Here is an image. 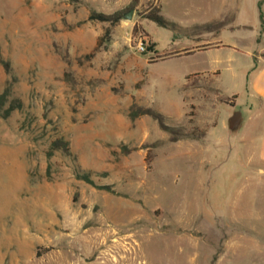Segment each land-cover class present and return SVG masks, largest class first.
<instances>
[{
    "label": "rangeland",
    "instance_id": "obj_1",
    "mask_svg": "<svg viewBox=\"0 0 264 264\" xmlns=\"http://www.w3.org/2000/svg\"><path fill=\"white\" fill-rule=\"evenodd\" d=\"M117 1L0 0V93L11 86L9 101L21 103L7 118L0 114V264H184L187 256L176 252L191 238L206 242L213 231L221 243L239 229L210 228L194 215L199 201L200 215L210 216V170L230 166L223 158L210 166V137L206 151L193 143L209 129L198 124L200 96L182 87L177 56L161 62L179 35L143 18L144 8L115 26L88 19L91 11L120 10ZM245 19L257 21L252 0ZM108 27L109 42L98 45ZM144 28L154 50L140 54L134 42L149 40ZM195 60L206 65L199 55L181 59ZM166 69L177 79L160 76ZM132 106L152 107L168 125L205 136L172 142L151 116L132 120ZM60 137L73 157L55 151L48 159ZM195 172L204 186L192 180Z\"/></svg>",
    "mask_w": 264,
    "mask_h": 264
},
{
    "label": "crops",
    "instance_id": "obj_2",
    "mask_svg": "<svg viewBox=\"0 0 264 264\" xmlns=\"http://www.w3.org/2000/svg\"><path fill=\"white\" fill-rule=\"evenodd\" d=\"M152 1L160 5L166 19L187 31L177 36L174 51L160 56H166L161 62L174 59V55L180 59L176 65L180 77L171 69L160 76L170 81L186 79L182 87L200 96L198 124L209 129L204 141L193 143L206 151L210 137V154L216 158L210 166H215L217 158L230 166L222 173L220 166L218 172L216 167L210 170H214L210 176V190H214L208 203L210 216L200 215L199 201L194 215L210 228L218 223L239 228L221 243L220 233L213 231L206 242L191 238L192 243L180 247L176 255L187 256L184 264H212L222 245L215 264H264V34L258 37L256 32L264 26V0H252L257 13L254 26L245 19L248 0H118L117 4L120 10L134 4L136 12ZM139 23L143 25V20ZM197 55L205 58L206 65L196 60L182 65V58ZM200 105H206L205 109ZM236 112L242 121L232 133L229 120ZM191 178L200 187L207 182L201 173L195 172ZM222 182V189L216 187Z\"/></svg>",
    "mask_w": 264,
    "mask_h": 264
},
{
    "label": "trees",
    "instance_id": "obj_3",
    "mask_svg": "<svg viewBox=\"0 0 264 264\" xmlns=\"http://www.w3.org/2000/svg\"><path fill=\"white\" fill-rule=\"evenodd\" d=\"M261 6V2H260ZM134 4L130 5L129 7L118 10L112 14H105L97 11H91L89 14L88 19L90 21H100V22H109L110 25H117L123 18L124 14L129 12L130 10H133ZM262 17V15H260ZM143 18L148 19L149 21H152L156 23L158 26L166 28L172 32H174L177 35H186L187 31L184 30L182 27H180L175 22H172L168 19H166L163 14L161 13V7L158 4H155L154 1L148 3L147 7L143 11ZM211 27V24H210ZM140 26H134V33L139 32ZM142 32L146 33V36H148V33L141 29ZM111 34L110 27H108L104 33V35L100 38L99 44L102 45L104 43L109 42V36ZM154 50V44L151 40H149V47L147 51ZM147 51L143 54H146ZM157 56L150 57L151 59L156 58ZM166 56H163L162 59H164ZM2 64L4 65L6 72L9 73V66L8 62H4L1 60ZM12 95V87H6L2 93H0V114L3 118H7L12 111L15 109H18L21 107V103L17 98H12V100L9 101V97ZM9 101V106L5 110H3L4 105ZM143 115H148L154 118L156 121H158L160 127L162 130L166 131L169 134L170 140L172 142L178 141L183 138H193V139H202L205 136L204 131L199 130L197 128H193L191 130L183 129L182 127H174L170 126L166 123V117L163 113L158 112L152 107H137L132 106L130 110V118L134 120L135 118ZM242 117L239 112H236L229 120V128L232 133H236L241 125ZM55 151H62L65 155L73 157V154L70 150V144L67 140L63 139L62 137L56 138L54 141L51 142V145L47 151V158L50 159ZM103 175H106V172H102ZM80 179L85 180L87 183L93 185L94 187L105 190L111 193H114V190L111 185L104 184V185H98L93 180L90 179V176L88 174L80 175Z\"/></svg>",
    "mask_w": 264,
    "mask_h": 264
},
{
    "label": "built area",
    "instance_id": "obj_4",
    "mask_svg": "<svg viewBox=\"0 0 264 264\" xmlns=\"http://www.w3.org/2000/svg\"><path fill=\"white\" fill-rule=\"evenodd\" d=\"M149 47V40L145 36H140L136 42H134V48L140 54L145 53Z\"/></svg>",
    "mask_w": 264,
    "mask_h": 264
},
{
    "label": "water",
    "instance_id": "obj_5",
    "mask_svg": "<svg viewBox=\"0 0 264 264\" xmlns=\"http://www.w3.org/2000/svg\"><path fill=\"white\" fill-rule=\"evenodd\" d=\"M134 16V10H130L127 14L124 15V19L131 20Z\"/></svg>",
    "mask_w": 264,
    "mask_h": 264
}]
</instances>
